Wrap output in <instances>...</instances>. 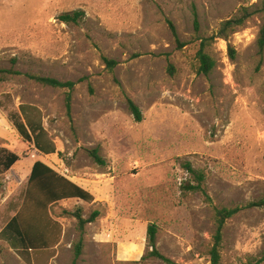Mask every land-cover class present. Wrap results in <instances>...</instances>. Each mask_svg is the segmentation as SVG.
Segmentation results:
<instances>
[{"label": "rangeland", "instance_id": "obj_1", "mask_svg": "<svg viewBox=\"0 0 264 264\" xmlns=\"http://www.w3.org/2000/svg\"><path fill=\"white\" fill-rule=\"evenodd\" d=\"M262 5L0 0V67L9 71L0 75V154L20 157L0 172V264H72L81 239L77 264L139 262L149 224L158 226V250L174 264H211L217 210L264 199V64L258 68L256 46L262 18L253 16L230 37L235 60L228 42H211L207 52L217 64L208 76L196 71L198 38L214 35L241 8ZM76 12L83 13L76 23L60 20ZM103 58L118 64L108 70ZM28 75L73 82L70 114L65 89ZM128 99L141 110V122ZM23 110L43 126L54 154L40 153L19 134L12 117ZM94 149L103 165L90 156ZM36 161L81 185L94 201L53 206L60 244L26 251L3 231L23 205ZM187 164L204 173L208 198L185 189L195 184ZM78 210L85 218L101 213L84 236L73 217ZM220 254L221 264H264V207L227 220Z\"/></svg>", "mask_w": 264, "mask_h": 264}, {"label": "trees", "instance_id": "obj_2", "mask_svg": "<svg viewBox=\"0 0 264 264\" xmlns=\"http://www.w3.org/2000/svg\"><path fill=\"white\" fill-rule=\"evenodd\" d=\"M83 15L81 12L74 14H64L60 20L65 24L76 23L77 20ZM255 15H260L262 24L256 41L257 57L259 60L258 68L264 64V5L258 9L251 11L250 8H241L239 15L225 20L221 23L218 31L211 37H199L200 47L197 52V73L199 75L208 76L216 68V61L207 52L208 47L212 41L222 39L228 42L229 56L232 60L237 57L236 49L229 43L230 37L237 32L238 28L242 27L250 18ZM196 27L198 29V21L196 20ZM173 34L177 39L178 44L181 46L177 33L172 28ZM108 70H113L117 66V62L107 58H103ZM169 71L174 73V67L169 66ZM9 71L0 67V75L7 74ZM31 80L37 83L55 88L65 89L66 93V106L68 114L71 109V95L75 88L73 82H62L54 78L41 77L38 75H28ZM129 109L134 115L137 122L143 120L142 113L139 107L133 100L128 99ZM22 114V116H20ZM12 117L14 125L19 134L29 143H32L35 148L44 155H51L56 152L54 145L45 141L46 131L43 126L35 121H32L27 115L26 111H22ZM0 154V172L9 171L18 161L20 157L14 153L1 151ZM91 157L101 165L104 161L99 156L97 149L89 151ZM187 171L191 174L193 183L185 187L187 191L201 192L207 198L208 194L204 188L206 177L204 173L193 169L189 164L186 165ZM1 189V185H0ZM79 199L84 202L90 203L94 201L93 195L87 190L83 189L66 176L60 174L48 164L42 161H36L32 167L31 174L28 180L26 195L20 211L15 217L7 224L3 234L11 239L12 244L22 248L26 251L31 250H49L53 249L60 244L62 237V226L57 222L51 213V208L54 204L68 199ZM264 207V199L256 202H251L245 207L236 208H223L217 210L216 222L217 229L214 235L213 247L210 251L211 264H221V246L223 241V230L227 220L236 216L244 209L261 208ZM100 211H94L90 217L85 218L82 211L78 210L73 214L77 219L78 227L81 235L84 236L86 228L89 224L96 222L100 217ZM158 226L149 224L147 228L146 240V253L139 262L131 264H141L146 261L161 260L167 264H174L171 260L164 257L158 250ZM83 239L76 247V255L72 264H77L78 258L82 255ZM264 261V257L259 261Z\"/></svg>", "mask_w": 264, "mask_h": 264}, {"label": "crops", "instance_id": "obj_3", "mask_svg": "<svg viewBox=\"0 0 264 264\" xmlns=\"http://www.w3.org/2000/svg\"><path fill=\"white\" fill-rule=\"evenodd\" d=\"M74 182V181H73ZM74 183H76V182H74ZM77 185H79L78 183H76ZM80 187H82L81 185H79ZM83 188V187H82ZM84 189V188H83ZM86 190V189H85ZM72 200H79V199H76V198H73V199H68V200H63V201H61V202H65V201H72ZM79 201H82V200H79ZM61 202H59V203H56V204H54L53 206H55V205H59V204H61ZM84 202V201H83ZM52 206V207H53ZM51 211H52V208H51ZM144 250V249H143ZM142 256V255H141ZM140 256V257H141ZM138 258V257H137Z\"/></svg>", "mask_w": 264, "mask_h": 264}]
</instances>
